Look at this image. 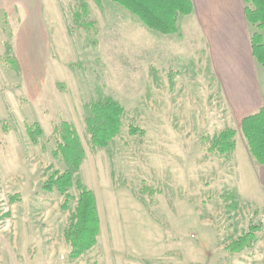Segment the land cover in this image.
<instances>
[{
	"label": "rangeland",
	"instance_id": "obj_1",
	"mask_svg": "<svg viewBox=\"0 0 264 264\" xmlns=\"http://www.w3.org/2000/svg\"><path fill=\"white\" fill-rule=\"evenodd\" d=\"M83 1L61 2L58 23L47 26L44 59L42 38L22 57L21 69L7 51L1 55L0 264H264L260 171L203 41L157 51L158 42L148 41L132 17L106 14L90 0L91 13L76 20ZM89 20L97 34L81 27ZM107 98L125 115L119 135L93 151L84 105ZM63 120L74 124L86 151L74 177L93 192L99 216L95 245L76 259L67 257L63 236L76 189H43L49 176L65 170L52 138ZM32 122L42 130L35 142L25 129ZM130 125L143 133L130 134ZM229 128L233 152H208ZM254 225L245 247L227 249Z\"/></svg>",
	"mask_w": 264,
	"mask_h": 264
},
{
	"label": "trees",
	"instance_id": "obj_2",
	"mask_svg": "<svg viewBox=\"0 0 264 264\" xmlns=\"http://www.w3.org/2000/svg\"><path fill=\"white\" fill-rule=\"evenodd\" d=\"M89 0L79 3L80 11H74L76 20L91 13ZM99 9L105 0H90ZM120 6L136 17L148 29L162 35L180 36L179 17L188 16L193 12L192 0H106ZM244 12L252 32L250 37L252 55L256 62L264 68V0H244ZM81 27L97 34L96 23L92 20L82 22ZM13 67L17 61L11 58ZM0 60L3 57L0 56ZM83 122L91 150L107 147L120 133L125 108L111 98L85 103ZM26 133L32 142L41 135V127L37 122L25 125ZM239 130L245 142L249 156L258 165L264 167V94L263 105L254 113L244 117ZM129 133H143L142 129L129 126ZM235 130L225 129L211 141L207 150L210 153L227 155L235 148ZM55 141L54 155L59 156L65 165L60 174H53L43 183V189H56L60 193L75 187L77 206L74 215L63 230L64 240L68 246L67 257L76 259L93 247L99 234V216L96 199L92 191L84 187L74 177L86 157V151L78 131L73 123L61 121L52 129ZM256 227H249L232 241L227 249L236 252L245 247L256 235Z\"/></svg>",
	"mask_w": 264,
	"mask_h": 264
},
{
	"label": "crops",
	"instance_id": "obj_3",
	"mask_svg": "<svg viewBox=\"0 0 264 264\" xmlns=\"http://www.w3.org/2000/svg\"><path fill=\"white\" fill-rule=\"evenodd\" d=\"M62 1L66 0H0V56L7 51L21 69L22 57L42 38L43 59L47 57L52 29L47 26L58 23L55 12ZM192 3L193 12L179 17L180 36L154 32L110 1L105 0L102 9L106 14L115 12L132 17L149 37L148 41L162 44L157 43V51L167 50L170 43L181 48L189 41L202 40L232 118L239 125L263 105L264 94V68L252 55V29L245 17L244 0H192ZM149 46L152 48V44ZM49 78L53 79L51 71ZM257 169L264 186V167Z\"/></svg>",
	"mask_w": 264,
	"mask_h": 264
}]
</instances>
